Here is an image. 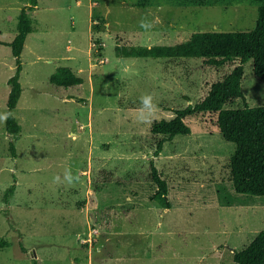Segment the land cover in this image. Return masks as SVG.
<instances>
[{
  "label": "rangeland",
  "instance_id": "rangeland-1",
  "mask_svg": "<svg viewBox=\"0 0 264 264\" xmlns=\"http://www.w3.org/2000/svg\"><path fill=\"white\" fill-rule=\"evenodd\" d=\"M38 0L35 32L21 56L18 135L6 131L8 81L29 0H0V264H236L234 252L264 231V196L239 195L230 180L236 145L214 115L189 118L192 133L158 157L153 123L196 105L239 61L126 58L123 48L174 46L197 32H246L261 0L182 7L177 0ZM84 80L50 83L58 68ZM242 99L226 110L264 106V81L244 65ZM15 147V156L11 150ZM154 161L170 209L153 200ZM15 186L12 195L7 192Z\"/></svg>",
  "mask_w": 264,
  "mask_h": 264
},
{
  "label": "trees",
  "instance_id": "trees-1",
  "mask_svg": "<svg viewBox=\"0 0 264 264\" xmlns=\"http://www.w3.org/2000/svg\"><path fill=\"white\" fill-rule=\"evenodd\" d=\"M220 0H177L182 7H207L217 5ZM258 9L256 26L246 32H197L191 38L174 46L131 47L123 48L122 54L126 58L152 59H202L210 67L222 68L227 64L240 62L230 74L214 83L205 99L196 105H189L185 109L174 110L172 120H161L153 123L151 133L163 136L157 143L154 153L158 157L166 142L173 141L177 136H187L192 129L187 123L189 118L203 115L217 117L218 131L227 142L234 143L236 150L230 159V180L234 191L239 195L254 197L264 196V106L243 109L226 110L225 106L242 99L244 65L253 62L254 76L264 81V0ZM38 0H29V5L23 8L18 16L17 36L4 44L11 49L16 59V71L8 84L10 93L7 101L6 131L11 135L21 132L15 117L23 93L21 76L23 66L21 56L29 35L35 32L30 13L35 11ZM131 6L145 9L147 0L131 3ZM50 83L65 89L80 86L84 80L77 76L70 68L61 67L51 76ZM15 156L14 144H11ZM151 178L158 190L153 197L164 208L170 209L168 201V183L162 178L154 161L150 163ZM13 185L7 192L13 194ZM5 248V242L0 240V251ZM236 264H264V231L244 250L234 252Z\"/></svg>",
  "mask_w": 264,
  "mask_h": 264
}]
</instances>
